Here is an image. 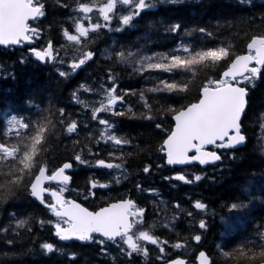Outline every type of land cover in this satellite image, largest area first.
Here are the masks:
<instances>
[{"label": "trees", "instance_id": "16d2710c", "mask_svg": "<svg viewBox=\"0 0 264 264\" xmlns=\"http://www.w3.org/2000/svg\"><path fill=\"white\" fill-rule=\"evenodd\" d=\"M37 2L43 5L44 15L30 24L37 28L32 35L33 46L0 47V143L19 144L23 149L31 143L30 137L44 128L33 157L35 163L22 176L20 186L12 194L0 187V264H166L176 258L194 263L201 251L212 264L264 262L260 255L264 248V65L251 83H242L248 90L241 125L244 146L236 150L216 148L220 162L204 169L197 165L169 168L160 147L173 127L172 116L197 102L200 89L208 81L220 79L230 59L205 61L196 66L195 72L174 70V79L187 82L188 88L160 93L150 89L159 83L157 77L167 79L171 74L136 71L133 63H117L114 56L105 58L106 49L121 46L134 53L139 50L143 56L166 54L184 46H217L229 49L234 59L246 53L253 36H264V0H146L153 6L135 16L131 26H123L120 32L115 29L121 27L120 18L128 13V6L118 4L109 13L112 19L106 22L98 9L107 0H34ZM80 4L92 7V23L108 26L78 37L80 43H76L67 40L64 33L76 35L75 23L82 21ZM174 24L180 25L176 33L168 31ZM199 28L212 35L200 33ZM49 41L55 59L42 64L29 49L39 50ZM89 50L94 51V60L86 61L77 69L78 74L73 73L70 65L78 63L81 54ZM22 58L25 63H21ZM61 70L69 75L61 77ZM110 73L115 78V91L123 98L114 110L124 115L97 113L116 122L107 129L92 119V109L100 107L101 101L107 102L104 88L113 82L109 80ZM13 117L28 122L30 128L10 131L7 120ZM71 122H76L77 127L68 133L67 124ZM157 124L161 127L157 128ZM101 130L123 136L129 143L115 145L101 139ZM77 154L89 163L77 162ZM97 159L122 164L123 168L97 166ZM64 163L72 165L68 184L49 185V190L89 211L132 199L144 209L142 229L163 243L158 247L141 241L144 251L129 257L110 242L107 254L95 243L60 242L47 222L55 223L57 219L30 195L29 189L41 165L51 174ZM145 166L149 167L148 173L143 171ZM16 167L18 161L0 160V185H5L6 177L14 172L20 175ZM176 175H183L188 182L173 179ZM196 176L200 179L196 180ZM90 181L107 187L92 189L95 194L90 195ZM137 183L142 191H137ZM45 200L51 203V195ZM196 202L205 208L196 209ZM232 203L247 207L230 210ZM17 219L27 221L23 228L16 226ZM200 219L205 221L204 229L199 228ZM194 235H200V240L192 239ZM44 242L54 245L53 252L43 253L40 244ZM177 243L182 247H173Z\"/></svg>", "mask_w": 264, "mask_h": 264}, {"label": "snow or ice", "instance_id": "6c2138e0", "mask_svg": "<svg viewBox=\"0 0 264 264\" xmlns=\"http://www.w3.org/2000/svg\"><path fill=\"white\" fill-rule=\"evenodd\" d=\"M116 3L128 6L130 9L127 14L121 16V27H117L115 29L116 32H120L123 26H131L135 16H139L153 6L147 3L146 0H138V2L137 0H107V4L98 9L104 21L108 22L112 19L109 13L113 11ZM78 11L84 13L85 17H87V14L92 11V7L88 4H80ZM43 15V5L39 2L34 3V0H0V45L9 46L25 41L31 42V37L37 33V28L30 27L26 22L30 19L38 20ZM107 26V24L89 23L87 27H84L77 20L75 31L80 37H87L89 31L95 32L97 29ZM179 28V24H174L169 27L168 31L176 33ZM198 31L208 36L212 35L205 28H199ZM64 35L67 40L80 43L76 35H68L67 32ZM247 48L249 54L235 55V58L232 59V53L229 49L217 46H202L199 49L184 46L182 49L173 48L166 54L154 56H143L140 55L139 50L134 53L131 49L126 50L121 46L119 49L114 47L111 50L106 49L105 51L108 54L105 58L110 59L114 56L117 63H135L137 65L136 71L147 69L171 74L167 79L157 77L159 83L150 89V91L160 93L183 92L188 88L187 82H179L174 79V70L195 72L196 66L202 65L205 61L217 62L224 58L230 59L227 70L223 72L220 79L210 80L200 89L197 102L190 103L186 107L175 111V115L172 116L175 122L174 126L171 128L170 134L163 139L160 147V151L164 153L168 165H182L191 161H198L203 165L208 160L217 161L221 159L216 152L203 151L204 145H213L217 148H232L245 141V136L241 132V125L242 114L246 108L248 90L247 87L237 86L239 84L237 78H243L251 83L252 79L257 77L260 72V66L264 65V36H253L247 44ZM29 51L35 60L41 63L46 64L54 59L50 41L47 47L39 50L30 48ZM94 58V51L83 52L78 63L70 65L72 72L78 74L77 69H80L86 61H93ZM25 62L22 58L21 63ZM252 62L256 66L249 67ZM245 73L249 75H245ZM59 75L67 77L69 73L61 70ZM109 80L113 82L108 88H104L107 103L105 104L101 101L100 107L92 109V119L98 120L99 124L106 126L107 129H112L116 122H109L97 115L101 111H111L113 116L124 115L120 111H115L113 107L117 101H122L123 98L115 91V78L111 73L109 74ZM103 87V84H101V88ZM75 95V92H73V96ZM141 98L143 99V94ZM145 107H148V105L145 104ZM11 123L14 126L18 125L19 129L30 128L28 122L13 119ZM76 127V122L68 123L67 132L72 133ZM156 127L159 128L161 125L157 124ZM43 132L44 128H39L36 134L30 137L31 143L25 144L23 149H21L19 144L0 143V160H8L10 158L12 161H18V167H16L15 171L20 173V175H16L14 172L11 176L6 177L7 183L5 185H0V187L5 188L7 193L12 194L13 190L20 186L22 176L26 175V170H30L35 163L33 157L37 152L36 146L40 144ZM17 134L19 135V133ZM4 136L7 137L8 133L5 132ZM99 136L101 139L109 140L115 145H127L129 143V139L109 134L106 130H101ZM190 151H194L196 154L189 156ZM109 154L111 155V152ZM75 159L79 163H89L79 154L76 155ZM95 163L97 166L108 169L123 168L122 164L105 163L103 159H97ZM70 167H72L71 164L64 163L62 167L52 171L51 175H45L46 169L41 165L35 180L31 181L30 195L50 209L51 213L57 218L55 223L52 221L47 222L52 224L55 229L54 235L60 241L76 240L95 243L101 246L100 251L104 254H107V245L110 242L119 248L122 255L129 257L133 252L141 253L144 251L141 241L155 244L158 247L163 243L157 237L142 229L140 222L144 209L134 204L132 199H121L97 211H89L79 203L71 200L65 201L57 192L41 187L45 180L60 181L66 184L69 177L64 172ZM143 171L148 173L149 167L145 166ZM165 179H168V177H165ZM173 179L184 181L185 183L188 182L183 175H176ZM195 179L199 180L200 177L196 176ZM90 183L91 187L88 189L90 195L95 194L92 189L107 187V185L96 181H90ZM117 183H119V179H117ZM136 188L137 191H142L139 183L136 184ZM44 192H49L52 196L51 203H46L45 198L42 196ZM245 194L247 195L246 189ZM194 207L196 209H204L205 205L201 202H196ZM245 207L247 205L243 203H232L230 210ZM188 215L192 216L193 214L188 212ZM12 218L15 219V216H12ZM26 223L27 221L23 219L16 220L18 228H23ZM43 223L44 221H41V226H43ZM205 227V221L200 219L199 228L204 229ZM192 239L199 241L200 235H194ZM173 247L180 248L182 245L177 243ZM40 248L47 255L53 252L54 245L44 242L40 244ZM160 251L163 253L164 249L161 247ZM260 255L264 256V248H262ZM197 259L200 260V264H205V253L201 252ZM170 264H184V262L176 259L172 260Z\"/></svg>", "mask_w": 264, "mask_h": 264}, {"label": "water", "instance_id": "95a60500", "mask_svg": "<svg viewBox=\"0 0 264 264\" xmlns=\"http://www.w3.org/2000/svg\"><path fill=\"white\" fill-rule=\"evenodd\" d=\"M34 20H32V19H30L29 21H27L26 23H31V22H33ZM21 45H27V46H32L33 45V41L31 40V42H27V41H25V42H21L20 44H17V45H9V46H4V45H0V47L1 48H9V47H12V48H19V47H21ZM247 48V47H246ZM247 51L249 52V50H248V48H247ZM52 55H53V52H52ZM243 55H246V54H243ZM39 62V61H38ZM41 63V62H40ZM254 66H256L255 65V63L254 62H252V63H250L249 64V67H254ZM263 65H261L260 66V68L262 67ZM227 70V69H226ZM225 70V71H226ZM223 74V73H222ZM247 73H245V75H246ZM237 79H241L240 77H238ZM237 86H239V85H237ZM248 96V95H247ZM246 100H247V97H246ZM246 105H247V103H246ZM246 109V108H245ZM244 114V113H243ZM243 114H242V117H243ZM173 120V119H172ZM174 120H173V126H174ZM241 132H242V127H241ZM245 141H246V139H245ZM245 141L242 143V144H239V145H236V146H234V147H232V148H225V149H227V150H236V149H238V148H241V147H243L244 146V144H245ZM213 147H215V146H213V145H204L203 146V151H205V152H216V151H211L210 149H212ZM217 153V152H216ZM196 153L194 152V151H190L189 152V156H192V155H195ZM162 155L164 156V158H165V165L167 166V167H170V168H181V167H187V166H193V165H197V166H199V167H201V168H206V167H208V166H211V165H214V164H216V163H218V162H220V160H217V161H210V160H208L205 164H200L198 161H191V162H189V163H185V164H182V165H168L167 163H166V157H165V155H164V153L162 152ZM217 155H219L218 153H217ZM220 156V155H219ZM206 160H207V158H206ZM70 169V168H69ZM69 169H66L65 170V172L66 171H68ZM65 172H64V174H65ZM45 175H47L46 174V172H45ZM66 175V174H65ZM34 180H35V178H34ZM33 180V181H34ZM48 182H54V183H56V184H60V183H62V182H60V181H48V180H45V181H43V183L41 184V187H43V188H45V184L46 183H48ZM68 182V181H67ZM30 189H31V186H30ZM30 189H29V191H30ZM46 193L47 192H44V193H42V196L44 197V195H46ZM37 201V200H36ZM72 201V200H71ZM38 203H40L39 201H37ZM73 202H75V201H73ZM75 203H77V202H75ZM41 204V203H40ZM82 206V205H81ZM83 207V206H82ZM71 241H76V240H71ZM61 242H64V243H68V242H70V241H61ZM76 242H78V243H85V242H80V241H76ZM201 252H203V251H201ZM201 252H199L198 254H197V256H196V259H195V263L194 264H200V260H198L197 259V257L199 256V254L201 253ZM203 253H205V252H203ZM176 259H179V258H176ZM176 259H173V260H176ZM180 260H182V259H180ZM172 261V260H171ZM171 261H169V262H167L166 264H170V262ZM183 262H184V264H188L185 260H182ZM205 264H212L211 263V260H210V258L206 255V253H205ZM260 264H264V262H262V263H260Z\"/></svg>", "mask_w": 264, "mask_h": 264}, {"label": "rangeland", "instance_id": "374dc122", "mask_svg": "<svg viewBox=\"0 0 264 264\" xmlns=\"http://www.w3.org/2000/svg\"><path fill=\"white\" fill-rule=\"evenodd\" d=\"M106 4H107V3H106ZM118 4H119V3H116V6H117ZM119 5H122V4H119ZM116 6H115V7H116ZM115 7H114V8H115ZM114 8H113V10H114ZM90 14H91V12L87 14V17H85V14L82 13V21H81V23L83 24L84 27H87L89 23H92L91 20H90V18H89V17H90ZM98 15H99V16L101 15L100 12H99V10H98ZM101 17H102V16H101ZM97 30H98V29H97ZM97 30H96V31H97ZM89 32H92V31H89ZM76 36H77V37H80V36L78 35L77 32H76ZM133 65H134V66H137L135 63H133ZM244 81H246V80L242 79V80L239 81V83L242 84ZM106 103H107V102H106ZM106 103H105V104H106ZM114 106H115V105H114ZM13 119H15V118H10V119L7 120V126H8V128H9V130H11V131H16V129L18 130V125H15V126L12 125L11 122L13 121ZM15 120H17V119H15ZM17 121H19V120H17ZM54 192H55V191H54ZM58 195H59V194H58ZM51 197H52V196H51ZM60 197H61V196H60ZM52 199H53V198H52Z\"/></svg>", "mask_w": 264, "mask_h": 264}, {"label": "bare ground", "instance_id": "6f19581e", "mask_svg": "<svg viewBox=\"0 0 264 264\" xmlns=\"http://www.w3.org/2000/svg\"><path fill=\"white\" fill-rule=\"evenodd\" d=\"M14 118V117H13ZM17 130V129H16ZM11 131V130H10Z\"/></svg>", "mask_w": 264, "mask_h": 264}]
</instances>
